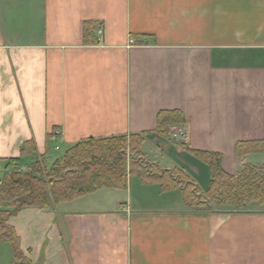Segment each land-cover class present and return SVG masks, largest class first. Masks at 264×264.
<instances>
[{"label":"crops","instance_id":"crops-1","mask_svg":"<svg viewBox=\"0 0 264 264\" xmlns=\"http://www.w3.org/2000/svg\"><path fill=\"white\" fill-rule=\"evenodd\" d=\"M172 110L184 142L157 130ZM130 136L202 193L209 169L190 151L218 154L229 175L264 163L235 152L264 141V0H0V181L26 142L24 164H45L83 140ZM8 225L34 264H264V202L203 212L135 175Z\"/></svg>","mask_w":264,"mask_h":264},{"label":"trees","instance_id":"trees-1","mask_svg":"<svg viewBox=\"0 0 264 264\" xmlns=\"http://www.w3.org/2000/svg\"><path fill=\"white\" fill-rule=\"evenodd\" d=\"M96 29L84 24V37ZM185 123L180 111H161L157 115V130L168 135L172 127ZM51 136H48L47 142ZM134 136L133 146L127 137L87 139L68 148L55 160L49 173L43 174L39 161L30 162L29 171H11L0 181V241L12 248V264H34L21 249L20 241L8 225V220L22 208H46L72 201L101 188H124L128 177L138 176L144 182H156L162 191L179 189L186 206L203 212H239L264 202V163L243 164L236 175L225 173L220 166V156L214 153L190 151L209 169V183L202 193L183 171L162 170L150 163L140 151L143 139ZM129 142V141H128ZM138 155L126 167L127 151ZM235 152L239 157L264 152V141H238ZM35 155V146L23 144L17 158L10 159L6 167L22 165ZM144 160V161H143ZM128 162V161H127ZM212 204V205H211ZM214 208H229L227 211Z\"/></svg>","mask_w":264,"mask_h":264},{"label":"rangeland","instance_id":"rangeland-1","mask_svg":"<svg viewBox=\"0 0 264 264\" xmlns=\"http://www.w3.org/2000/svg\"><path fill=\"white\" fill-rule=\"evenodd\" d=\"M134 136H130V137H127L128 140H127V143L129 145L130 143V146L132 147L133 144H134V140L131 139V141L129 140L130 138H132ZM136 137V136H135ZM139 138V137H138ZM129 141V142H128ZM63 154V149H60L59 151H52L50 154H49V157L47 158V160L45 161V164L43 163V161H40L42 167H43V174L44 175H47L49 173V170L51 169L53 163L55 162V159L59 158L61 155ZM127 161H126V167H128V165H130V162L132 160L134 161H139L138 160V155H136L134 152L132 151H127ZM144 161V160H143ZM30 163L28 164H20V165H15V166H12V167H9L6 169L5 167V171L3 172V175L4 174H7V173H10L11 171H19V170H23V171H29L30 170ZM132 180H133V177H131ZM2 180V179H1ZM212 205V204H211ZM190 208H195V207H192V206H189ZM198 209V208H197ZM199 209H203V208H199ZM221 210L223 211H227L229 208H220ZM218 208H214V210H220ZM5 243V242H4ZM6 251H7V254H6ZM9 251H10V245L9 243L6 242V244L4 245H0V264H6V259L8 258V254H9Z\"/></svg>","mask_w":264,"mask_h":264},{"label":"built area","instance_id":"built-area-1","mask_svg":"<svg viewBox=\"0 0 264 264\" xmlns=\"http://www.w3.org/2000/svg\"><path fill=\"white\" fill-rule=\"evenodd\" d=\"M97 35L101 37L103 31L101 28L96 30ZM169 137L178 142H184L187 139L186 131L181 127H172L169 131Z\"/></svg>","mask_w":264,"mask_h":264}]
</instances>
